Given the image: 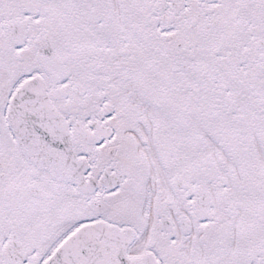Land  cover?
I'll list each match as a JSON object with an SVG mask.
<instances>
[{
  "label": "snow or ice",
  "instance_id": "snow-or-ice-1",
  "mask_svg": "<svg viewBox=\"0 0 264 264\" xmlns=\"http://www.w3.org/2000/svg\"><path fill=\"white\" fill-rule=\"evenodd\" d=\"M0 264H264V0H0Z\"/></svg>",
  "mask_w": 264,
  "mask_h": 264
}]
</instances>
